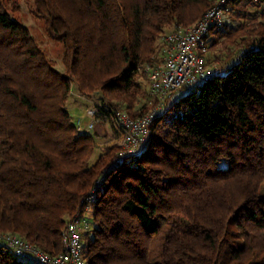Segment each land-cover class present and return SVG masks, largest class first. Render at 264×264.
Masks as SVG:
<instances>
[{
    "label": "trees",
    "instance_id": "1",
    "mask_svg": "<svg viewBox=\"0 0 264 264\" xmlns=\"http://www.w3.org/2000/svg\"><path fill=\"white\" fill-rule=\"evenodd\" d=\"M251 2L264 0H231L230 16ZM213 3L38 0L65 45L61 75L0 1V234L55 256L68 221L91 205L87 264H264V33L157 113L145 149L110 167L122 147L91 162L94 136L78 133L65 108L72 77L108 97L109 115L118 105L133 118L149 112L157 98L134 109L139 63L167 27ZM226 29L211 30L208 47ZM0 264L30 263L0 241Z\"/></svg>",
    "mask_w": 264,
    "mask_h": 264
},
{
    "label": "built area",
    "instance_id": "2",
    "mask_svg": "<svg viewBox=\"0 0 264 264\" xmlns=\"http://www.w3.org/2000/svg\"><path fill=\"white\" fill-rule=\"evenodd\" d=\"M230 1L216 0L194 24L163 35V59L144 67L150 94L157 98L156 105L146 114L135 118L121 110L110 112L114 128L122 140V152L117 161H121L123 156L139 154L145 149L150 123L157 111L166 108L165 101L171 98L174 92H195L204 78L221 74L217 68L206 65V53L211 30L223 29L233 24L229 13ZM95 114L96 109L90 107L86 111L88 120L79 118L73 123L78 133L92 132ZM109 170L106 169L97 184ZM90 197L92 198V194ZM89 225V221L83 218V213L78 212L72 216L62 232V250L55 256H49L13 234H0V241L5 242L14 256L25 263L87 264L83 255L82 234L88 231Z\"/></svg>",
    "mask_w": 264,
    "mask_h": 264
},
{
    "label": "rangeland",
    "instance_id": "3",
    "mask_svg": "<svg viewBox=\"0 0 264 264\" xmlns=\"http://www.w3.org/2000/svg\"><path fill=\"white\" fill-rule=\"evenodd\" d=\"M2 8L5 9L13 19L18 21L22 26L27 28L31 36V42L34 43L39 50L45 55L53 69L57 70L61 75H67V67L64 61L65 45L60 36L49 32V21L43 12V5L39 8L38 0H0ZM212 3L216 0H208ZM213 3V4H214ZM234 16L233 24L227 27L223 34H217L213 43L209 46L206 53V65L210 68H217L221 73L227 71L240 61L243 50L261 33H264V3L240 4L233 7ZM196 22V21H195ZM191 22L185 26L167 27L155 40L151 60H145L139 63L140 68L136 75V81L139 84L138 100L135 102L134 109H140L144 105L150 107L154 97L150 94L147 73L144 71L146 65L155 64L163 59L164 42L163 35L170 33L178 28H187L194 24ZM69 94L65 101V108L69 112L71 121L74 123L79 118L88 120L86 111L93 107L96 109L95 124L90 135L94 136L93 153L90 161L95 162L102 155L107 147L114 145L122 147L120 135L116 132L113 121L108 113L109 109H114L108 97L99 88L89 89L82 92L74 78L69 77ZM186 92L176 91L171 98L165 101L166 106H170L172 101ZM115 103V102H114ZM117 110L125 111L123 107L117 106ZM164 109L157 111L160 115ZM170 115L180 114V111L170 112ZM169 119V118H168ZM165 128V127H164ZM117 159L113 160L108 166L114 165ZM224 163L221 164V166ZM107 169V168H106ZM104 170V172L106 171ZM103 172V173H104ZM103 175V174H102ZM101 175V176H102ZM264 189V181L261 184ZM93 207L86 206L83 218L88 220L90 225L88 230L93 228L91 223ZM91 236L92 233H89Z\"/></svg>",
    "mask_w": 264,
    "mask_h": 264
}]
</instances>
